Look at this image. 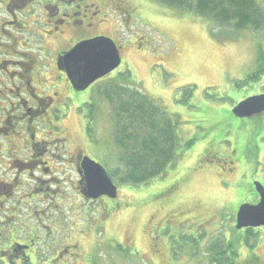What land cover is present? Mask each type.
Wrapping results in <instances>:
<instances>
[{"label": "rangeland", "instance_id": "1", "mask_svg": "<svg viewBox=\"0 0 264 264\" xmlns=\"http://www.w3.org/2000/svg\"><path fill=\"white\" fill-rule=\"evenodd\" d=\"M128 2L136 10L135 17L119 26V36L111 35L121 45L117 49L123 59L115 71L129 70L126 81L131 88L153 98L177 118L181 145L191 139L193 143L182 148L176 163L158 179L136 187L116 183L114 200L82 197L84 183L76 171L77 158L80 162L87 155L107 172L117 162L110 105L101 93L116 78L97 80L81 92L71 91L66 75L57 67L56 52L66 49L73 35L60 43L47 37L43 44L37 32L26 27L25 33L14 38L29 39L23 74L29 76L36 97L42 98L45 113L32 104L29 87L23 95L29 103L21 114L17 112L20 108L16 110L17 97L0 98V121L5 122L1 123L0 143L6 147V152H0V178L12 180L18 173L19 180L30 182L31 170L27 173L25 168L13 167L6 155L26 158L30 151L25 149V138L33 134L26 128L34 125L46 144L38 142L33 152L47 154V164L61 174L55 197L53 193L40 195L35 203L19 205L21 190L7 199L4 210L0 208L2 236L6 239L9 228L14 232H9L8 239L18 233L26 238L33 227L43 240L50 231L57 235L55 245L70 242L76 246L61 264H86L85 258L92 264H243L247 260L264 264V237L258 230L249 236L239 233L231 213L251 184L264 182V114L239 119L231 113L242 99L264 94V26L234 30L158 0ZM257 2L264 12V0ZM9 20L0 2V29L11 25ZM17 20L27 22L28 17ZM21 24L14 22L11 28ZM36 26L38 22H32L31 28ZM53 91L50 104L57 109L49 111L45 96ZM9 101L13 103L8 105ZM86 101L89 106L80 110L78 106ZM7 139L13 146L10 153ZM176 181L168 193L165 185ZM7 206L11 215H7ZM243 239L245 245L240 246ZM227 247L236 260H229Z\"/></svg>", "mask_w": 264, "mask_h": 264}, {"label": "flooded vegetation", "instance_id": "2", "mask_svg": "<svg viewBox=\"0 0 264 264\" xmlns=\"http://www.w3.org/2000/svg\"><path fill=\"white\" fill-rule=\"evenodd\" d=\"M130 1V0H128ZM127 0H0L2 4L3 11L7 14V17L10 18L8 23L19 22L22 23L21 26L17 27L16 29L11 28L12 24L6 26L5 28H1L0 37L3 38V43L0 42V98H3L5 101L9 97H17L18 108L21 110H17L19 114L23 113L26 110L24 104L29 101L24 98V94H28L29 88L31 89L32 104L37 107L41 112H44L41 109V99L37 98L35 95V88L29 86V76H26L25 73L23 74V64L26 63L25 61L29 59L26 57V54H29L30 47L29 46V39L25 40L22 37L14 38V35H22L27 31L26 27L31 31H36L37 34L41 37L43 44H45V40L47 37H50L51 41L54 43H60L62 40L66 39L69 41L68 37L73 35L72 40L75 39L73 42L72 40L68 42L70 45L64 49L59 50L56 53V58L63 53L67 52L74 44L81 40L90 39L96 36H106L110 37L115 43L118 49L120 48L119 45L115 41V37L111 35H117L119 26L124 24H129L130 18L133 19L134 10L133 6ZM18 17H28L27 22H23V20H17ZM32 18V19H31ZM17 20V21H16ZM32 22H38V26L32 27ZM101 28H107L111 31V33L106 34L100 32ZM33 29V30H32ZM101 29V30H100ZM99 30V31H97ZM8 41V42H6ZM9 41H12L9 44ZM143 42H140V44ZM147 49V48H146ZM27 50V51H26ZM58 50V49H57ZM121 61L122 56L119 50ZM38 64L43 66L44 60L40 62V56H38ZM29 65V64H28ZM30 66V65H29ZM40 66V67H41ZM24 68V67H23ZM12 72H10V70ZM13 69H17V72H13ZM117 69V68H116ZM115 69V70H116ZM39 67L36 70L39 72ZM113 70L111 73L106 75L104 78H115L120 75L123 70ZM62 72V71H61ZM103 78V79H104ZM40 82V81H39ZM67 82V81H66ZM69 83V81H68ZM32 85V84H31ZM33 86V85H32ZM69 89H71L70 84H68ZM29 87V88H28ZM48 89V88H47ZM15 92H17L15 94ZM56 91L51 92L50 94H46L45 99H49V104L54 99V95ZM30 96V95H28ZM42 96V95H40ZM31 98V96H30ZM35 98V99H34ZM15 99V100H16ZM8 105H11L13 102H8ZM26 103V104H27ZM51 105V106H50ZM48 109L49 111H53L57 109V106L54 104H50ZM53 107L54 109L50 108ZM29 109V107H28ZM13 110V109H11ZM38 111V110H37ZM16 112V111H15ZM2 114V113H1ZM10 114V113H9ZM264 114V113H261ZM257 115H252V118ZM12 117L13 113H11ZM4 115L2 114V117ZM38 117V120H40ZM1 118V117H0ZM12 118H10L11 120ZM239 119H246V118H239ZM4 121H0V132L2 125L1 123ZM5 123V122H4ZM3 123V124H4ZM6 125V124H5ZM8 125V124H7ZM12 125V124H11ZM9 125V126H11ZM26 129H31L33 134L31 138H25V149L26 151L29 149L30 153L26 155V158L11 155L7 153V160L10 164H13V167L17 169L25 168L27 169V173H29V180L30 182H24L19 180L20 175L17 173L12 177V180H8L5 178H0V208L4 210L5 206L7 205V199L13 197L15 191H23V195L21 198H18L19 205L30 203H35L36 199H39L40 195L45 196L46 194L53 193V196H57L56 189L59 190L57 184L59 182V175L61 174V170L49 166L47 163V154L44 152L39 153L40 155H36L35 148L38 142L41 144H46L44 138H41V131L38 129L36 125L29 126ZM7 147L8 152L13 149L11 144V140L7 139ZM5 145L0 143V152H6ZM45 150V149H44ZM21 152V150H20ZM15 156V157H14ZM22 158L24 161H22ZM53 158V154H52ZM11 161V162H10ZM75 166L77 174L78 171V158L75 161ZM34 171H37L36 174ZM80 177V175H78ZM8 178V177H7ZM13 181L16 184V187L13 185ZM261 184L264 186V182L262 181ZM170 188V187H169ZM83 190V187L80 189V193ZM246 193V199L243 200L242 203H250L256 204L259 201V196L256 193L253 185L249 187V190ZM82 194V193H81ZM82 197H84L82 195ZM249 197V198H248ZM41 198V197H40ZM85 198V197H84ZM106 199V197H100V199ZM43 201V200H42ZM104 207V206H103ZM8 208V214L11 215L10 207ZM34 208V207H31ZM237 211V209H236ZM236 211L234 213V217L236 215ZM10 219V216L9 218ZM37 222L38 221L36 219ZM35 221V222H36ZM21 222V221H20ZM7 223V221H3V227ZM36 226V225H35ZM46 228V225H44ZM21 228V227H18ZM32 232L28 234L26 238L22 237V234L18 233L17 236H14L11 239L9 237V232H14L13 230L7 229V237L5 239V235L2 236L4 230L0 231V264H61L64 260V256L67 254H72L74 252L75 245L68 242L67 244L62 245H55L57 242L56 236L51 234L50 231L48 235L44 236L42 240L41 237L37 233V228L31 227ZM248 229L251 230H258L259 233L262 234L264 237V230L262 227L256 228H243L240 231L246 232ZM54 233L58 234L56 228H53ZM44 231V230H43ZM46 232V234H47ZM6 233V232H5ZM53 243V244H52ZM54 245V248L52 247ZM229 246V244H227ZM239 245H245L244 239L239 242ZM172 248L174 246L171 245ZM227 254L230 259L236 260L232 255V248H226ZM69 251L71 253H69ZM78 253L75 251V255ZM230 254V255H229ZM218 258V257H217ZM220 259H218V262ZM66 262V260H64ZM230 262H226L224 264H229ZM243 264H249V261L243 262Z\"/></svg>", "mask_w": 264, "mask_h": 264}, {"label": "trees", "instance_id": "3", "mask_svg": "<svg viewBox=\"0 0 264 264\" xmlns=\"http://www.w3.org/2000/svg\"><path fill=\"white\" fill-rule=\"evenodd\" d=\"M158 1L175 10L192 11L219 27L259 30L264 26V12L257 0ZM130 75L129 70H125L112 80L114 85L110 89L104 86L101 93L110 105L111 141L118 150L117 162L108 170V175L115 183L136 187L162 177L167 167L176 163L182 148L190 147L194 139L181 145L177 118L168 114L153 98L131 88V83L126 81ZM71 91L77 93L72 88ZM85 105L89 106V102H82L78 108L81 110ZM178 182L166 184L165 190L169 193ZM244 195L247 194L239 197V204L231 212L233 215ZM106 203L108 205V201ZM251 231L239 230V233L249 236ZM85 260L86 264H92L89 258Z\"/></svg>", "mask_w": 264, "mask_h": 264}, {"label": "water", "instance_id": "4", "mask_svg": "<svg viewBox=\"0 0 264 264\" xmlns=\"http://www.w3.org/2000/svg\"><path fill=\"white\" fill-rule=\"evenodd\" d=\"M120 62L116 44L106 36L81 40L58 56L56 61L58 69L65 72L76 92L87 89L94 81L117 68ZM231 112L238 118L264 113V94L242 99ZM79 167L80 180L84 183L81 193L85 198L94 200L106 196L114 199L117 196V186L100 163L84 155ZM254 187L259 201L256 204L243 203L238 207L236 229L262 227L264 230V187L259 182L254 183Z\"/></svg>", "mask_w": 264, "mask_h": 264}]
</instances>
